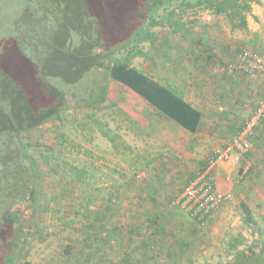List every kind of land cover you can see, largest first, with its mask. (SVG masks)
Instances as JSON below:
<instances>
[{
  "label": "rangeland",
  "instance_id": "374dc122",
  "mask_svg": "<svg viewBox=\"0 0 264 264\" xmlns=\"http://www.w3.org/2000/svg\"><path fill=\"white\" fill-rule=\"evenodd\" d=\"M25 7L26 0H0V33L12 28ZM251 11L245 14L253 22L247 29L233 27L229 17H223L228 27L223 37L237 43L232 47L236 53L245 47L264 49V20ZM212 15L179 2L160 10L157 24L146 27L148 40L134 46L138 55L130 65L144 68L149 58H159L169 45L175 54L182 51L190 57L187 44L216 47L208 29L215 21L209 19ZM96 77L95 87L107 89L103 103L87 106L93 93L84 91V101L73 105L72 99L73 107L59 120L23 135L36 157L40 199L23 216L28 251L16 264H224L251 244L264 250V155L258 161L256 153L264 145V121L255 128L251 151L235 167L230 181L223 178V187L228 185L233 198L219 216L199 227L176 202L213 149L229 141L252 114L264 97V83L257 85L262 88L258 93L252 79L237 80L222 70L221 78L229 77L239 91L233 92L229 105L223 100L211 108L217 114L213 125L208 126L207 120L202 134L212 145L207 143L200 153L199 135L185 137L181 152L165 148L168 141L158 132L172 131L170 123L152 117L142 99L105 71ZM249 88L255 91L247 95ZM243 89L245 97L240 95Z\"/></svg>",
  "mask_w": 264,
  "mask_h": 264
},
{
  "label": "trees",
  "instance_id": "16d2710c",
  "mask_svg": "<svg viewBox=\"0 0 264 264\" xmlns=\"http://www.w3.org/2000/svg\"><path fill=\"white\" fill-rule=\"evenodd\" d=\"M258 1L26 0L12 28L0 33V264H16L27 254L21 222L40 199L36 157L23 135L59 120L73 107L72 99L73 105L84 101V91L93 93L87 106L103 103L107 89L95 86L104 71L157 112L196 133L201 113L131 66L130 59L138 55L133 48L148 40L147 25L157 24L159 11L174 3L227 15L233 27L247 29L245 14ZM121 53L128 57L118 58ZM224 264H264V250L251 244Z\"/></svg>",
  "mask_w": 264,
  "mask_h": 264
},
{
  "label": "crops",
  "instance_id": "0c3cea01",
  "mask_svg": "<svg viewBox=\"0 0 264 264\" xmlns=\"http://www.w3.org/2000/svg\"><path fill=\"white\" fill-rule=\"evenodd\" d=\"M263 8H264V0H259L257 4L253 5L251 8L252 15L257 16L258 20L261 18L264 20V9ZM224 16L225 15H221V14L219 15L213 14L212 17L209 18V19L215 20L213 23L208 24V29H211V31L214 34V36L212 35L213 36L212 40H215L216 47H213L209 43L205 44L206 45L205 47L198 46L196 44H191V45L187 44L188 50L191 51V53L193 54V56L190 57L188 54L187 55L185 53L183 54L182 51L180 52L178 51L175 54V52L173 51L175 47H171V45H169L163 48L162 53L159 56V58L157 56H153L152 58H149L150 60H148L145 63L146 65L144 68L138 67V65H131L135 67L136 69L145 73L147 76H149L151 79H153L157 83L171 89L175 94L182 97L193 108H195L201 113V123H200L198 131L196 133H190L186 129L181 128L180 126H176L177 124L175 125L172 120H170L165 115L157 112L151 105H149L147 102L144 101V104L150 107L151 112H152V117L153 115L157 116L158 119L165 120L167 121V123L169 122L170 125L172 126L173 128L172 131H169L167 129H160V131L158 132L161 135V138L164 137L165 142L168 141L165 148L169 150H179L180 152L183 151L184 147L180 145L185 143L184 138L187 136L190 137L193 135H195V137L196 135H199V137H197L199 140H197L196 143H197L198 148L200 149V153L201 151H203L204 147H206L207 143L212 145V141L209 140L208 135L204 136L203 138V134H202V131H204V129L207 128V127L204 128V126L207 123V120H208V126L213 125L214 115L217 114V112L214 110H211V108H216L215 104L220 106V103L223 100L225 103H228L229 105L231 100L235 98L233 96V92L239 91L238 90L239 87L236 88L232 80L229 77L221 78L222 70L223 71L225 70L224 69L225 65L229 62L236 60L238 57V54L241 51L240 50L238 53L232 51V47L235 42L227 41L223 37V31H228L227 29L228 27H226V24L223 23ZM246 21H247V25L250 28V24L253 23L251 21V16H248L246 18ZM258 27L259 29H261L260 28L261 26L258 25ZM220 33H222V36H219ZM203 41L205 42L206 39H203ZM235 44L237 45V43ZM184 48H186V46ZM176 49H178V47H176ZM255 50L261 51L263 49H255ZM174 55L177 56L176 59ZM221 63H224L225 65H221ZM233 78H236L237 80H239L240 78H243L246 80V78L248 77H244L241 74H237ZM249 79H252L251 83H253V87H258L256 89V92L259 93V88L264 83V72H261V74H259L258 76L254 78H249ZM223 82H226L227 85L222 84ZM228 82H232V84L228 85ZM234 83L236 84L235 81ZM237 85H241V83ZM257 85H260V87ZM251 90L255 91L254 88H249L247 89V92H246L247 95L250 94ZM246 93H245V90L243 89L240 95L242 97H245ZM228 105H227V108H228ZM242 107L246 108L247 107L246 103L245 105L242 104ZM225 115L231 117L230 112H227V114ZM145 121L148 123L152 122L155 125L157 123L155 122L154 119L153 121H151L150 118L145 119ZM207 132L211 133L210 128L208 129ZM219 147L220 146H217L213 149L212 156H214L215 151ZM263 149H264V145L262 149L259 148V150L256 151L258 158H259L258 161L263 160L264 153L261 154ZM206 163H207V160L203 161L201 166H199L197 172L201 168H203L206 165ZM235 167L231 169L229 167H221V169H218L219 175H217L216 177L217 189L220 190L223 188L225 189L228 188V185L223 187L224 183L222 184V181H223L224 176L230 177L233 174ZM220 171H222L224 175L220 173ZM196 173H194L192 178L195 176ZM219 215L220 213L217 214L216 217ZM188 217L196 225L200 227V225L196 221H194L190 216Z\"/></svg>",
  "mask_w": 264,
  "mask_h": 264
},
{
  "label": "built area",
  "instance_id": "2783aa9c",
  "mask_svg": "<svg viewBox=\"0 0 264 264\" xmlns=\"http://www.w3.org/2000/svg\"><path fill=\"white\" fill-rule=\"evenodd\" d=\"M225 73L231 77L241 74L254 78L264 72V49L257 51L244 48L236 60L225 65ZM264 121V97L255 104L252 114L244 121L239 131L227 142H224L207 160L195 176L182 189L178 199V207L196 221L200 226L207 225L222 209L232 202V190L217 189L216 177L218 169L237 166L251 151V137L256 127ZM244 174V173H243ZM225 182L230 177H225Z\"/></svg>",
  "mask_w": 264,
  "mask_h": 264
}]
</instances>
